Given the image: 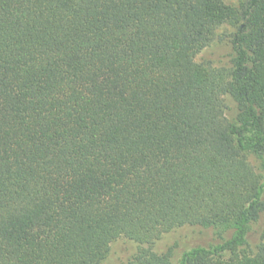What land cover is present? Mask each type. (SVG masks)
<instances>
[{
  "label": "trees",
  "instance_id": "obj_1",
  "mask_svg": "<svg viewBox=\"0 0 264 264\" xmlns=\"http://www.w3.org/2000/svg\"><path fill=\"white\" fill-rule=\"evenodd\" d=\"M263 213L264 0H0V264H264Z\"/></svg>",
  "mask_w": 264,
  "mask_h": 264
},
{
  "label": "rangeland",
  "instance_id": "obj_2",
  "mask_svg": "<svg viewBox=\"0 0 264 264\" xmlns=\"http://www.w3.org/2000/svg\"><path fill=\"white\" fill-rule=\"evenodd\" d=\"M244 0H224L225 3L237 6ZM230 26H224L219 33L224 31H232ZM232 51L227 39L216 40L209 47L201 51L196 60L198 62L211 63L214 67H229ZM230 109L227 111L229 119L235 116V105L228 98ZM251 162L256 168L259 162L253 156H250ZM264 236V213L259 221L251 226L249 234V242L252 247ZM215 241L213 231L201 227L185 226L178 228L162 236L153 246V250L157 253H164L168 250L172 251V262L175 264L181 258L182 254L198 246H207ZM137 250V244L121 238L112 243L110 251L102 264H126Z\"/></svg>",
  "mask_w": 264,
  "mask_h": 264
}]
</instances>
